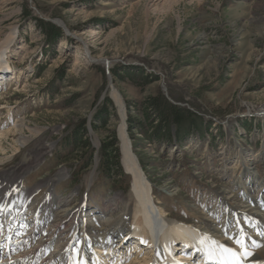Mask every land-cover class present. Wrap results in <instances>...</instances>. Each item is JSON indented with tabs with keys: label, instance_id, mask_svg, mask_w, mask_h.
I'll return each instance as SVG.
<instances>
[{
	"label": "rangeland",
	"instance_id": "1",
	"mask_svg": "<svg viewBox=\"0 0 264 264\" xmlns=\"http://www.w3.org/2000/svg\"><path fill=\"white\" fill-rule=\"evenodd\" d=\"M52 26L61 36L49 33ZM14 31L9 73L20 79L0 87V129L25 119L31 142L4 140L0 173L35 156L43 143L53 145L23 180L27 190L45 182L35 204L53 181L55 195L69 201L67 212L82 200L91 219L123 209L118 197H130L133 188L123 164L126 137L151 180L154 203L169 217L199 225L239 214L229 230L248 226L246 201L230 175L259 154L256 170L264 179V118L256 114L264 108V0H0V44ZM150 98L182 111V128L190 130L182 144L145 138L139 125L149 126L143 109ZM81 129L93 148L87 165L72 147L63 146L57 159ZM105 143L119 152L121 176L101 188ZM252 235L250 250L259 246L253 243L260 234Z\"/></svg>",
	"mask_w": 264,
	"mask_h": 264
},
{
	"label": "bare ground",
	"instance_id": "2",
	"mask_svg": "<svg viewBox=\"0 0 264 264\" xmlns=\"http://www.w3.org/2000/svg\"><path fill=\"white\" fill-rule=\"evenodd\" d=\"M151 1L160 4L165 0ZM16 34L17 31L10 32L0 44V87L10 88L14 80L20 79L14 71L9 73L13 69L8 52L15 46ZM88 58L91 62L94 60L92 56ZM0 93L3 95L4 90ZM4 108L6 106L1 109ZM256 114L264 118V108ZM25 130L31 131L25 119L16 120L12 128L0 129V164L6 155L4 140L11 138L19 147L31 142V138L24 135ZM52 147L43 143L35 156L0 173V233H6L0 237V264H213L220 260L226 264H264V226L259 225L261 219L264 220L260 212L264 213V179L256 170L259 154L241 161L237 177L234 173L230 175L236 193L246 201L242 208L247 210L241 213L247 217L248 226L241 223L235 230H229L236 220L240 221L239 214H230L229 220L221 224L206 219L199 225L169 217L163 207L154 203L151 180L126 137H123V164L132 176L133 188L130 197H118L123 209L97 211L99 215L91 219L92 214L84 216L88 204L82 200L79 209L67 212L69 201L55 195L53 181L46 182L50 188L35 204L32 197L45 182L27 190L23 180ZM223 175L229 174L224 172ZM92 183L93 173L88 185ZM231 198L235 199V195L228 199ZM118 211L119 215L114 217ZM70 218L72 227L66 224ZM58 220L61 224H56L52 230L51 226ZM253 228L260 234L253 244L263 246L262 249L247 247ZM49 249L52 252L47 256Z\"/></svg>",
	"mask_w": 264,
	"mask_h": 264
},
{
	"label": "trees",
	"instance_id": "3",
	"mask_svg": "<svg viewBox=\"0 0 264 264\" xmlns=\"http://www.w3.org/2000/svg\"><path fill=\"white\" fill-rule=\"evenodd\" d=\"M49 33H52L54 36H61L59 29L52 26L49 27ZM145 116L148 118L147 124L149 125L146 127V124L140 123V130L144 134L145 138L150 142H158L170 144V143H179L182 144L190 135V130L183 129V113L180 111L178 107L172 106L171 104L167 103L164 98H150L145 104L143 109ZM157 116V120L160 121V124L154 126L155 117ZM105 124V121H103ZM135 125L139 124V121L136 120ZM84 129L81 131L73 132L71 134L70 139L66 140L63 145H61V149L59 150V156L57 153V159L64 156L62 152V148L65 147H72V149H76V155L78 157L81 156L86 158L85 164L90 161V158L93 153V148L91 145L84 141L83 133ZM111 145V146H110ZM102 166H101V188H108L111 186L114 179H118L121 175L120 167V155L117 149L113 147V143L104 144L102 146Z\"/></svg>",
	"mask_w": 264,
	"mask_h": 264
},
{
	"label": "snow or ice",
	"instance_id": "4",
	"mask_svg": "<svg viewBox=\"0 0 264 264\" xmlns=\"http://www.w3.org/2000/svg\"><path fill=\"white\" fill-rule=\"evenodd\" d=\"M237 243H241V241H237ZM225 251H229V250L225 249ZM232 255H236V253H232Z\"/></svg>",
	"mask_w": 264,
	"mask_h": 264
}]
</instances>
